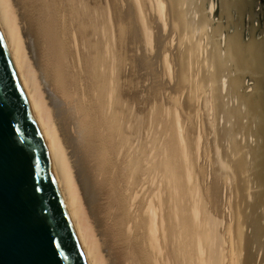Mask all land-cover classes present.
Instances as JSON below:
<instances>
[{
  "label": "bare ground",
  "instance_id": "1",
  "mask_svg": "<svg viewBox=\"0 0 264 264\" xmlns=\"http://www.w3.org/2000/svg\"><path fill=\"white\" fill-rule=\"evenodd\" d=\"M0 29L88 264H251L171 0H0Z\"/></svg>",
  "mask_w": 264,
  "mask_h": 264
},
{
  "label": "water",
  "instance_id": "2",
  "mask_svg": "<svg viewBox=\"0 0 264 264\" xmlns=\"http://www.w3.org/2000/svg\"><path fill=\"white\" fill-rule=\"evenodd\" d=\"M171 3L180 31L207 35L215 149L240 198L248 258L264 264V38L251 0ZM0 264H88L1 29Z\"/></svg>",
  "mask_w": 264,
  "mask_h": 264
},
{
  "label": "flooded vegetation",
  "instance_id": "3",
  "mask_svg": "<svg viewBox=\"0 0 264 264\" xmlns=\"http://www.w3.org/2000/svg\"><path fill=\"white\" fill-rule=\"evenodd\" d=\"M251 7L244 6L245 8L248 7L247 13L250 17H256V32H259L262 38H264V0H251ZM250 5V3L248 4ZM264 50V46L262 47Z\"/></svg>",
  "mask_w": 264,
  "mask_h": 264
},
{
  "label": "rangeland",
  "instance_id": "4",
  "mask_svg": "<svg viewBox=\"0 0 264 264\" xmlns=\"http://www.w3.org/2000/svg\"><path fill=\"white\" fill-rule=\"evenodd\" d=\"M149 13L151 14V12H149ZM203 41H204V40H201V42H200V43H203ZM202 52L204 53V49H201V51H200V49L198 48V53H200V55H202ZM205 53H206V52H205ZM205 53H204V54H205ZM163 69H164V68H163ZM163 78H165L166 80H165V79H163ZM163 78H162V79H163V81L165 80L167 83H169V82H170L166 76H165V77H163ZM207 86H210V84H209V85H207ZM205 90H207V88H206V87H205ZM195 91H196V90H193V91H192V97H193V98L191 97V95H190V97L192 98V100H193V106H194V107H195V109H196V108H199V105H198V103H199V100H198V99H197V97H196V96H197V94H193V92L195 93ZM196 93H197V92H196ZM195 97H196V98H195ZM152 99H154V98H152ZM196 99H197V100H196ZM197 102H198V103H197ZM196 103H197V105H196ZM150 110H151V111H150L151 113H152V112H154V109H153V108H151ZM164 110H165V111H167L166 109H164ZM164 110H163V111H162V110H160V114L162 113V114H161V116H163V114H164V116H163V117H165V120H167V119H169V116H168L167 114H165L166 112H165ZM197 111H198V109H196L195 113H196ZM209 112H210V111H209ZM152 114H153V113H152ZM173 115H175V114H174V112H173V114H172V120H173V119H174V117H175V116H173ZM166 117H167V118H166ZM193 122H194V124L196 125V120H195V119H194V121H193ZM173 124H174V120H173ZM174 125H175V124H174ZM223 209H224V208H223ZM224 210H225V209H224ZM242 229H243V233H242V235H244V227H243ZM244 252L247 254V251H246V246L244 247Z\"/></svg>",
  "mask_w": 264,
  "mask_h": 264
}]
</instances>
